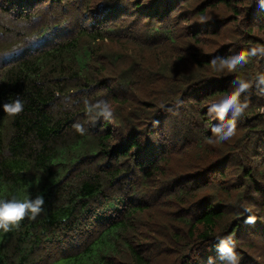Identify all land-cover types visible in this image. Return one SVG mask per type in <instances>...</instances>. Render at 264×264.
Segmentation results:
<instances>
[{"label":"trees","instance_id":"16d2710c","mask_svg":"<svg viewBox=\"0 0 264 264\" xmlns=\"http://www.w3.org/2000/svg\"><path fill=\"white\" fill-rule=\"evenodd\" d=\"M220 5L230 15L211 18ZM235 22L232 42L199 51ZM163 46L177 61L186 46L190 72L145 94L165 71L139 52ZM237 55L233 71L211 63ZM262 76L258 0H0V198L45 201L0 230V264H223L227 237L239 264H264ZM236 77L249 106L234 146L214 150L204 141L221 121L207 108ZM16 97L24 107L10 115L2 105ZM85 100L107 101L111 118L93 122ZM191 151L195 162L170 168Z\"/></svg>","mask_w":264,"mask_h":264},{"label":"clouds","instance_id":"9594fccd","mask_svg":"<svg viewBox=\"0 0 264 264\" xmlns=\"http://www.w3.org/2000/svg\"><path fill=\"white\" fill-rule=\"evenodd\" d=\"M261 7H264V0H258ZM213 67L227 69L233 71L237 64L246 63V59L242 55L233 56L232 58H220L212 60ZM259 84L264 85V76L259 78ZM234 87L225 92L223 96L208 105V112L214 114L220 121L217 126L212 128L213 133L219 141H228L236 131V118L241 117L248 108L246 100H241V94L249 88V82L246 79L236 77L233 81ZM86 114L95 122L99 119L108 120L111 118L112 110L105 100L96 102L84 101ZM24 102L16 97L2 105L4 111L10 115L18 114L23 110ZM225 122V119L229 117ZM77 132L84 134L86 129L80 124L74 125ZM44 197L42 194L25 197L23 199L12 197L10 199L0 198V230L9 231L12 227L18 226L19 222L28 216L35 219L43 210ZM247 211V210H246ZM248 222H252L251 218ZM235 244L231 237L219 238L217 252L223 261V264H239V257L234 251Z\"/></svg>","mask_w":264,"mask_h":264},{"label":"rangeland","instance_id":"374dc122","mask_svg":"<svg viewBox=\"0 0 264 264\" xmlns=\"http://www.w3.org/2000/svg\"><path fill=\"white\" fill-rule=\"evenodd\" d=\"M230 15V14H229ZM225 13V9L222 5L218 6L216 10L212 11V13L210 14L211 18H221L224 16H229ZM236 30H238V24L235 23H229L226 24L222 27V29L220 30V32L217 35L214 36H210L208 37V39H201V41L203 42L199 48V51H203L205 50V53L211 52V51H215L219 48H222L224 45H226L227 43L232 42V39H234L235 35H232V32H235ZM188 41L189 44H193L195 42H191L190 40H185L184 42ZM189 44H182V45H186L187 47L189 46ZM182 47V48H178L179 51H177V53L181 54V56L185 57L183 58L181 61H177V56H174L176 58H171L172 55H170L171 53L168 52H174L171 51L170 49L167 48V46H163L162 48H159V50H151V49H135L134 51H139L141 50L139 53H141L142 55H144L145 57V65L147 66V68L149 69H153V70H158V71H165V74L162 72L160 73V78H156L154 80H152L149 83L143 84V86H141L143 92L146 94L147 92H150L151 90L153 91H163V90H169L170 88H173L175 86H173V82H177V80H179L178 78H180L179 75H181L184 72H190L189 68L191 66L190 63V59L189 56H191V53H188L186 50L187 47ZM202 47L203 50H201L200 48ZM192 50H195L194 47L191 48ZM161 53V55L159 54ZM187 53V54H186ZM201 53V52H200ZM156 54V55H155ZM159 56V58H161V61H159V63L155 62L156 57ZM180 56V55H179ZM166 60H164V59ZM168 61H171L175 64L176 67H170L169 71L167 69H165V65ZM158 67H160V70L157 69ZM169 78V79H168ZM175 80V81H174ZM167 81V82H166ZM261 111H264V108L261 109ZM236 135L234 134L228 141H219V139L216 137V135H213L211 138L207 139L204 141V143L207 145H210L214 150L219 149L222 147V145H224L226 142H229V144H231L232 146H234L235 142H236ZM261 147L263 148V146L261 145ZM184 153L182 155H175L171 158L170 160V168L171 167H178V168H182V169H186L187 168V164L191 161V162H195V157H196V152L195 151H191V153ZM215 155V154H214ZM231 169V168H230ZM234 168L231 169L230 171V178L231 180H235V178H238L239 175L234 173ZM166 220L169 221V219L167 218Z\"/></svg>","mask_w":264,"mask_h":264}]
</instances>
